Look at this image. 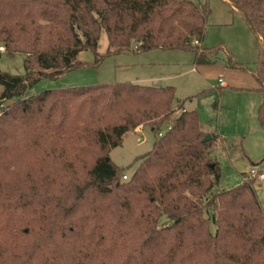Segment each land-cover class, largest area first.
I'll use <instances>...</instances> for the list:
<instances>
[{"label": "trees", "instance_id": "trees-1", "mask_svg": "<svg viewBox=\"0 0 264 264\" xmlns=\"http://www.w3.org/2000/svg\"><path fill=\"white\" fill-rule=\"evenodd\" d=\"M230 2L258 36L264 96V0ZM209 14L193 0H0V46L27 57L24 75L0 70V264H264L257 181L219 189L218 137L197 110L173 118V86L28 95L86 68L78 56H98L103 31L107 55L182 50L215 64L223 47H201ZM228 65L239 67L230 55ZM259 109L264 127V101ZM141 126L156 144L124 180L109 153Z\"/></svg>", "mask_w": 264, "mask_h": 264}, {"label": "rangeland", "instance_id": "rangeland-1", "mask_svg": "<svg viewBox=\"0 0 264 264\" xmlns=\"http://www.w3.org/2000/svg\"><path fill=\"white\" fill-rule=\"evenodd\" d=\"M206 6L210 16L206 22L201 47L218 49L215 64H196L192 51L156 49L150 52H131L107 55L109 39L103 31L98 44V56L93 51L79 54L78 61L87 67L65 73L59 79L38 82L28 95L45 90L88 87L108 83L142 84L145 86H173L177 95L173 115L197 110L203 129L225 139L216 140L214 159L221 169L219 189H230L244 183V174L256 167L264 172V127L259 121L264 101L257 80L260 42L246 16L230 0H193ZM0 47H4L1 44ZM0 70L11 75H24L26 55L9 56L0 51ZM229 55L239 67H229ZM221 79V80H220ZM228 87H222V82ZM3 88L0 86V94ZM13 99L5 106H13ZM182 104L183 108L178 109ZM162 132L169 127L162 126ZM158 134L141 126L125 135L122 146L110 150L109 159L129 177L140 165L142 156L152 152ZM259 203L264 209V184H254ZM163 217L161 225H167Z\"/></svg>", "mask_w": 264, "mask_h": 264}, {"label": "built area", "instance_id": "built-area-1", "mask_svg": "<svg viewBox=\"0 0 264 264\" xmlns=\"http://www.w3.org/2000/svg\"><path fill=\"white\" fill-rule=\"evenodd\" d=\"M196 45H198L197 42H195ZM0 51H4L3 47H0ZM171 127H169L167 130H170ZM165 132H160L159 136H163ZM128 179V176L126 175L124 177V180ZM253 179H255L260 185L264 184V172L259 171L256 167L252 168L249 174H245L243 176L244 182H250Z\"/></svg>", "mask_w": 264, "mask_h": 264}, {"label": "crops", "instance_id": "crops-1", "mask_svg": "<svg viewBox=\"0 0 264 264\" xmlns=\"http://www.w3.org/2000/svg\"><path fill=\"white\" fill-rule=\"evenodd\" d=\"M221 80V79H220ZM222 82V87H228V85L225 83V81H221ZM144 129V128H143ZM205 130V129H204ZM205 131H207V132H209L208 130H205ZM211 133V132H210ZM214 134V133H213ZM215 135H217V137H220V139H225V137H223V135L220 133V135L219 134H215ZM226 140V139H225ZM245 175V174H244Z\"/></svg>", "mask_w": 264, "mask_h": 264}, {"label": "water", "instance_id": "water-1", "mask_svg": "<svg viewBox=\"0 0 264 264\" xmlns=\"http://www.w3.org/2000/svg\"><path fill=\"white\" fill-rule=\"evenodd\" d=\"M212 137L210 136V135H208L205 139H204V141H207V140H210Z\"/></svg>", "mask_w": 264, "mask_h": 264}]
</instances>
